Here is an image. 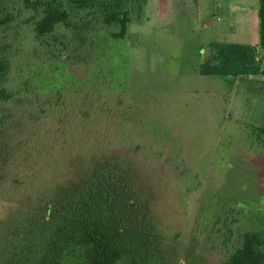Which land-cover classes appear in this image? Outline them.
<instances>
[{
	"label": "trees",
	"instance_id": "obj_1",
	"mask_svg": "<svg viewBox=\"0 0 264 264\" xmlns=\"http://www.w3.org/2000/svg\"><path fill=\"white\" fill-rule=\"evenodd\" d=\"M147 2L0 0V110L11 108L14 122H24L15 125L23 130L20 138L28 135L26 167H32L40 143L56 148L59 136L65 141L44 172L19 173L17 157L13 176L0 171L1 181L14 177L9 189L0 190V200L16 185L30 191L27 202L0 215V264L174 263L177 251L149 208L147 189L127 159L113 153L138 145L158 155L170 132L153 131L156 145L140 138L142 131L150 133L149 119L141 117L135 125L130 121L136 107H126L120 93L109 95L117 91L108 65L112 40L125 39L130 24L146 20ZM259 17V46L212 43L208 60L194 72L260 74L264 0H259ZM50 118L52 125L41 123ZM56 121L66 131L60 132ZM7 124L9 119L0 116V137ZM174 143L166 163L181 179L180 201L189 213L203 178L189 164L178 135ZM10 148L9 143L0 147V165ZM205 202L194 228L197 240L208 232L223 264H264V226L250 223L248 211L238 207L212 219Z\"/></svg>",
	"mask_w": 264,
	"mask_h": 264
},
{
	"label": "rangeland",
	"instance_id": "obj_2",
	"mask_svg": "<svg viewBox=\"0 0 264 264\" xmlns=\"http://www.w3.org/2000/svg\"><path fill=\"white\" fill-rule=\"evenodd\" d=\"M215 13L210 14L207 28L198 20L191 25L182 20L168 26L160 24L161 27L132 23L128 36L112 40L108 51V65L114 71L117 87L109 95L120 93L126 107H136L132 121H128L138 125L141 117L149 119L148 128L152 131L149 129V134L142 131L139 137L151 138L155 144L154 132L158 128L170 130L158 155L145 153L138 145L118 147L113 153L127 159L147 189L149 208L177 251L173 264H223L213 239L206 238L208 232H203L202 241L194 235L196 221L203 212L202 200L206 201L205 208L210 210L207 213L212 219L219 212L238 207L248 211L250 223L264 226V62L258 75L206 76L194 72L208 60L212 41L244 40L240 29L236 36H232L236 31L231 30L232 34L224 31L225 17L223 13ZM256 34L260 36L255 24L251 27L250 41L256 39ZM10 111L14 112L11 108L0 110V116L9 119L2 129L0 147H7L8 143L12 147L0 171L12 175L13 158L17 157L19 173L44 172L41 168L46 169L51 158L55 160L65 141L59 136L56 148L40 143L38 155L32 154L35 156L32 167L27 168L26 162L31 157L23 151L28 135L20 138L23 130L15 123L24 122L21 119L14 122ZM51 119L41 123L52 125ZM54 124L60 132L66 131L60 121ZM177 135L189 164L203 178L198 203L191 205L189 213L180 201L181 179L175 176L174 167L166 163ZM18 150L24 155H17ZM12 176L0 179L1 191L14 184ZM29 192L25 184L12 187L11 195L0 200V215L27 202Z\"/></svg>",
	"mask_w": 264,
	"mask_h": 264
},
{
	"label": "crops",
	"instance_id": "obj_3",
	"mask_svg": "<svg viewBox=\"0 0 264 264\" xmlns=\"http://www.w3.org/2000/svg\"><path fill=\"white\" fill-rule=\"evenodd\" d=\"M218 1L222 2L218 3ZM215 12L223 13L224 23L227 25H224L222 29L227 30L228 34L232 30V32L236 31L232 36H236L239 29L243 31L244 40L232 42L259 46L260 36L257 34L256 39L250 41L251 27L256 24L259 30L260 26L259 0H148L144 22L155 24L153 27H161L160 24L168 26L182 20H186L191 25L198 20L201 26L207 28L210 25L208 18L210 14H216ZM185 13L189 15L185 16ZM217 42L223 41H212L210 46ZM259 59L262 64L264 54L259 53Z\"/></svg>",
	"mask_w": 264,
	"mask_h": 264
}]
</instances>
